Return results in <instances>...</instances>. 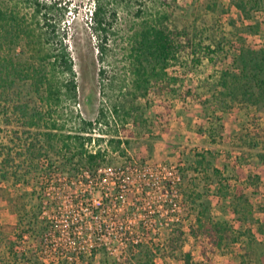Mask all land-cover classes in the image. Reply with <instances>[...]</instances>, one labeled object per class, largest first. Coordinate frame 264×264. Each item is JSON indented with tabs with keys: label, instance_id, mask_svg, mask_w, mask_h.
<instances>
[{
	"label": "rangeland",
	"instance_id": "obj_1",
	"mask_svg": "<svg viewBox=\"0 0 264 264\" xmlns=\"http://www.w3.org/2000/svg\"><path fill=\"white\" fill-rule=\"evenodd\" d=\"M38 1L53 6L49 19L57 24L43 51L37 40L30 44L23 35L13 45L5 41L2 53L25 71L39 66L45 53L66 49L74 64L77 102L48 109L42 105L43 89L37 91L34 81L23 77L8 88L31 111L57 120L55 134L90 136L85 149L104 157L94 173L77 166L62 138L49 152V175L39 171L50 165L42 158L25 179H0V264L3 257L11 264H32L22 254L39 264L59 256L76 264L129 259L134 264L141 242L155 252L154 264H185L187 255L192 264H264V163L258 157L264 148L251 149L240 138L246 128L258 138L264 106L246 112L227 107L220 95L221 77L235 73L241 50L264 45V0H255L257 9L248 5L249 17L237 8L239 0H98L106 25L97 31L90 19L97 0ZM0 10L26 18L38 31L47 28L32 22L27 0H0ZM160 23L188 30L204 45L220 42L222 49L212 62L194 69L173 66L167 78L145 84L134 74V38ZM79 119L93 124L91 135L80 134ZM0 127L5 136L10 133V127ZM144 170L145 177L138 175ZM105 171L125 173L113 182ZM173 177L179 178L175 184ZM121 184L128 189L124 202L117 199ZM22 207L37 213L38 223L19 239L10 228ZM207 222L223 224L229 243L212 245Z\"/></svg>",
	"mask_w": 264,
	"mask_h": 264
},
{
	"label": "trees",
	"instance_id": "obj_2",
	"mask_svg": "<svg viewBox=\"0 0 264 264\" xmlns=\"http://www.w3.org/2000/svg\"><path fill=\"white\" fill-rule=\"evenodd\" d=\"M173 1L175 2V0ZM27 2L32 9V22L36 26L47 27L46 30H43V27H39V31L36 30L33 24L27 23L26 18L19 17L15 12L7 13L0 10V123L4 127L11 128L10 133L5 136L4 128L0 127V179L12 178L15 181H21L39 169V162L42 158L50 165L40 168L39 171L43 175H49L53 165L49 158V152L56 149L55 143L62 138H65L63 148L72 153L74 158H78L77 166L88 168L94 173L104 156L99 150L91 153L85 149L86 142H91L90 136L55 134L57 120L50 116L46 119L36 110L31 111L28 102H23L21 98L17 97V94L10 90V87L8 88V85H14L16 77H23L22 80L32 79L37 91L43 89V94L40 95L43 100L42 105L48 109L56 108L63 102L75 105L78 98L74 64L66 49L56 54L45 53L39 66H33L32 70L25 71L18 70L17 66L6 60L3 55L5 41H8L9 45H13L15 38H21L24 35L30 44L37 40V44L43 51L44 41L48 40L49 33H55L57 24H52V20L49 19L53 6L40 3L38 0H27ZM257 4L255 0H239L236 6L249 17L246 8L250 5L251 9H257ZM165 18L166 15L163 16V19ZM90 19L93 21L94 30H105V9L99 1L91 13ZM221 49L220 42L214 46L204 45L196 35L188 30L170 29L161 23L159 25L150 24L134 38L131 55L134 60V74L137 76V80L145 84L150 79L167 78L170 67L179 66L182 69L190 66L193 69L200 67L205 60L212 62L213 55ZM47 61H51L48 68L49 73L46 71ZM58 74L66 79L59 80ZM220 81L224 89L220 95L223 97V102L228 100L229 106L227 107H238L248 112L252 108L264 106V45L241 50L237 58L235 73L226 72ZM79 120L82 124L79 128L80 134L91 135L87 131H91L90 128L93 124L82 119ZM21 128L23 129L22 133L19 130ZM251 134V128H246L240 133V138L251 149L264 148V127L256 128L255 136L258 138L254 137L253 139ZM3 135L7 140L5 143ZM117 143L120 144L119 141ZM258 157L259 162L264 163V154ZM16 211L19 220L16 226H12L10 229L14 231L15 237L23 239L25 235L34 232L35 229L32 227L34 223H38V215L23 207ZM25 219H30L27 224L23 222ZM197 221L201 227L205 225L201 219L197 218ZM207 223L206 237L209 238L212 245L219 247L225 245L224 243H229L228 229L223 224ZM149 248L151 247L145 246L142 242L136 246L137 255L132 254L133 258H131L135 259L134 264H154L156 254ZM8 249V253L13 255L12 248ZM93 256L91 255V259ZM24 258L31 261L32 264H39L36 258L34 261L29 260L26 258V254H22V259ZM1 261L3 264H11V261L5 257ZM127 262L133 264L130 259L122 264ZM49 264H76V262L59 256ZM185 264H192L190 255L186 256Z\"/></svg>",
	"mask_w": 264,
	"mask_h": 264
},
{
	"label": "built area",
	"instance_id": "obj_3",
	"mask_svg": "<svg viewBox=\"0 0 264 264\" xmlns=\"http://www.w3.org/2000/svg\"><path fill=\"white\" fill-rule=\"evenodd\" d=\"M106 171H108V170H106ZM106 171H105V174L107 175V176H112V177H115L114 178V180H113V182L116 180V178H117V175H123L125 172L124 171H121V172H118V173H114V172H110V173H106ZM138 175H141L142 177H145L147 174V172H145V170H144V172L143 173H141L140 171H138ZM150 176L152 175V174H149ZM128 176L127 177H125V179H127L128 180ZM111 179H113V178H111ZM119 179H120V176H119ZM125 179H123V181L122 182H125ZM106 181V178H102V180H101V184H102V182H105ZM179 181V178H176V177H173V180H172V183H174L175 184V182H178ZM117 187H118V196H117V199L118 200H120L121 202H124L125 201V199H124V195H125V193L127 192V185L126 184H121V185H117ZM105 195H108V193L106 192L105 193ZM177 221H178V219H177Z\"/></svg>",
	"mask_w": 264,
	"mask_h": 264
}]
</instances>
